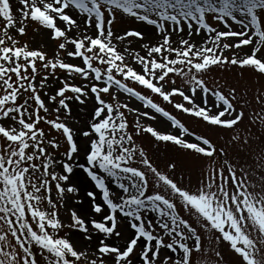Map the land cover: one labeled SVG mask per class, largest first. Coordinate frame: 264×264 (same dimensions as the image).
<instances>
[{
	"label": "snow or ice",
	"instance_id": "obj_1",
	"mask_svg": "<svg viewBox=\"0 0 264 264\" xmlns=\"http://www.w3.org/2000/svg\"><path fill=\"white\" fill-rule=\"evenodd\" d=\"M0 264H264V0H0Z\"/></svg>",
	"mask_w": 264,
	"mask_h": 264
},
{
	"label": "rangeland",
	"instance_id": "obj_2",
	"mask_svg": "<svg viewBox=\"0 0 264 264\" xmlns=\"http://www.w3.org/2000/svg\"><path fill=\"white\" fill-rule=\"evenodd\" d=\"M213 74L214 75H221V73H219L217 70H213ZM222 75L225 76V78L231 80H235L237 78V73L233 72V73H223ZM170 109V106H166ZM157 163H159L161 166H163V163L165 161V159L167 158V154L165 152V150L163 148H161V151L158 152L157 154Z\"/></svg>",
	"mask_w": 264,
	"mask_h": 264
}]
</instances>
